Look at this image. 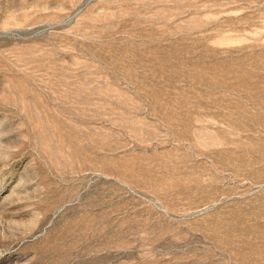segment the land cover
<instances>
[{
	"label": "rangeland",
	"instance_id": "obj_1",
	"mask_svg": "<svg viewBox=\"0 0 264 264\" xmlns=\"http://www.w3.org/2000/svg\"><path fill=\"white\" fill-rule=\"evenodd\" d=\"M0 264H264V0H0Z\"/></svg>",
	"mask_w": 264,
	"mask_h": 264
}]
</instances>
